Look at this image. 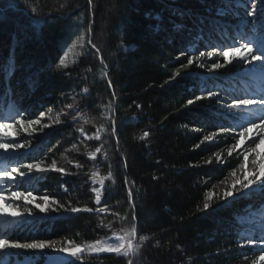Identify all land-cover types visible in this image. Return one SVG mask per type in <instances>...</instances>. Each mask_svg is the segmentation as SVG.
<instances>
[{"label": "trees", "instance_id": "obj_1", "mask_svg": "<svg viewBox=\"0 0 264 264\" xmlns=\"http://www.w3.org/2000/svg\"><path fill=\"white\" fill-rule=\"evenodd\" d=\"M258 6L264 8V3ZM218 9H228L227 14L218 16ZM250 10V4L237 6L236 0H0V115H11L5 121L9 123L19 109L25 121L40 120L31 135L20 127V140L11 131L4 132L12 136L10 143H30L1 156L0 169L26 171L27 162L44 161L46 166L55 159L57 167L66 170L30 176L20 188L5 185V193L33 191L34 196L48 195L66 208L94 210L45 214L30 204L33 217L6 215L0 220V232L54 240L57 248L104 238L119 243L113 233L124 235L121 229L131 228L134 214V243L140 245L135 255L84 252L81 259L73 257L65 264H128L129 260L133 264H264L257 260L259 242L246 243L252 225L240 221L251 211L263 210L264 193L257 189L243 199H219L233 183L232 170L238 169L242 176L243 156H227L233 143L227 132L216 137L218 142H202L219 126L238 132L233 125L240 122L241 110L234 118L215 99L195 100L212 89L226 94L237 87V95L247 90L252 98L264 88L262 76L250 77L245 70L238 72L240 77L208 70L206 56L213 46L217 49L213 61L224 63L219 50L237 46L231 41L240 42L241 36L255 38L253 28L264 21L253 25L247 16ZM157 15L159 21L154 19ZM200 52L205 55L200 57ZM189 56L197 57L194 64L181 68ZM13 62L15 70L10 72ZM200 63L205 67H198ZM178 69L181 75L175 76ZM188 100L194 103L189 105ZM43 125L51 127L39 131ZM101 125L106 131L97 140ZM144 132L149 135L141 139ZM246 144L245 140L242 147ZM97 148L101 151L93 158L90 153ZM215 153H222L225 162L217 163ZM210 157L212 163H206ZM252 159L258 167L263 158L249 155V172ZM102 177L97 204L91 180ZM209 191L216 196L206 201ZM205 202L212 205L206 211ZM10 203L6 200L0 207L10 213L25 206L23 200L15 201L19 209L7 207ZM105 205L107 211H96ZM260 234L264 236V228L255 226L253 239L259 241ZM141 236L149 239L141 242ZM53 253L66 254L12 249L0 251V264L25 257L48 264Z\"/></svg>", "mask_w": 264, "mask_h": 264}, {"label": "snow or ice", "instance_id": "obj_2", "mask_svg": "<svg viewBox=\"0 0 264 264\" xmlns=\"http://www.w3.org/2000/svg\"><path fill=\"white\" fill-rule=\"evenodd\" d=\"M91 3V0H88ZM226 3L229 0H225ZM259 3H264V0H236L237 6H244L245 4L251 5V10L247 12V16L252 18V23L255 25L260 21H264V8H260L258 6ZM228 9H218L217 15L224 16L227 14ZM32 12L35 13L36 9L33 8ZM259 14V15H258ZM183 15V13H181ZM157 21L160 20V16L157 15L154 17ZM39 24V22H36ZM177 27H181L178 25ZM157 30H159V24L156 25ZM89 32H91V25L89 26ZM202 35V33H201ZM253 36L254 39H249L246 36H241L240 42L233 39L231 41L232 44H236L237 46H224L222 50H219V55L224 58V63H221L219 60L211 63L210 70H217L220 68H224L229 64H234V66L240 65H255V68L259 70L262 76H264V23H260V27L258 29L253 28ZM80 43L83 44V37L80 38ZM88 43L91 44V47L96 49L99 52V49L95 44L92 43L91 39L88 40ZM256 45L255 48L253 45ZM243 50V51H241ZM217 49L213 46V51L208 52V57L211 58ZM230 53H240L237 55L229 56ZM184 55V53H181ZM205 55L204 52H200L199 56L203 57ZM197 57L189 56L187 59V64H182L181 68L187 69L189 66L194 64V61ZM235 62V63H234ZM63 65V61H61ZM66 67V65H64ZM198 67L204 68L205 65L203 63L198 64ZM15 65L14 62L10 66L9 71L14 72ZM253 69L250 67L249 71ZM181 71L178 69L175 73V76H180ZM175 78V77H173ZM109 86H111V81L109 80ZM85 93L88 92V89L84 90ZM114 95V93H113ZM3 97H0L2 100ZM213 100L215 99L218 104H220L221 108L228 109V115H232L235 118L237 110H241V119L239 123L233 125V128L239 129L238 132L233 134V132L229 129H226L224 126H219L216 132H212L209 135H205L203 137V141L208 142H218L216 137L220 133H226L228 136L232 137L233 143H231L227 147V156L231 157L235 153L237 156H243V162L239 164V171L242 173V176H238V169H233L230 175L234 178L232 185L223 192L222 196H219V199H223L225 202L228 201V198H232L235 200L237 196L240 198H246L251 196L253 192L257 189L260 192L264 193V159L259 161L258 167L257 160L252 159L251 164L254 166L251 172L247 171L246 163L249 160V155L259 156L260 154L257 152V149L260 147V142H264V93H261L258 98H233L230 105H224L223 102L219 99L217 93L207 90L206 95H201L195 97V100ZM14 103V102H13ZM187 103L189 105L194 103V100H188ZM19 114L16 116V119L13 123L5 122L11 119V115H0V129H6L10 127H14L15 124H18L25 133L31 135L32 133L37 131V128L33 127V125H39L40 120L35 121H27L28 127H25V120L21 118L23 116V112H20L19 109L16 110ZM40 116L43 117L44 113H40ZM54 123H59V121H55ZM246 125V126H245ZM51 125H43L39 131H43V128H50ZM83 131V129H81ZM106 131L103 125L101 128L97 130L95 134V139L99 140L100 132ZM112 131L115 133V121L112 123ZM19 133H15L14 135H18ZM149 135L148 132H144L141 139L147 137ZM242 138V139H241ZM3 138L0 137V140ZM248 142V147H242L244 145V141ZM30 142H0V151L8 152L9 150L18 151L20 149L26 148L29 146ZM251 145H255V147H251ZM101 148H97L94 152L90 153V155L95 158L96 153L100 152ZM217 163H224L225 159L222 153L214 154ZM206 163H212V157L206 161ZM79 167V165H78ZM23 168L26 171H21L19 167H13L10 170L7 168L0 169V203L6 200H12L13 203L7 205L9 208L19 209L20 205L15 203V201L23 200L24 208L22 211L13 210L12 212H6L5 207H0V215H11L13 217H33L34 213L31 207L28 205H34L36 209L39 210L40 213H49L51 211H60L64 209L65 211H70L72 213H78L81 211L92 212L93 209L90 208H80V207H65L64 204H60L59 201L51 199L48 195H43L41 197H36L33 195V191H11L10 195H6L5 193V185H14L16 188H20L23 186V182L28 180L30 176L40 177L43 174H46L49 171H57L61 174H65L66 170L62 167H57V162L55 159L51 161V164L45 166L44 161H36L27 162L23 165ZM18 174V175H14ZM94 175H98V173H94ZM108 178H112V173H108ZM101 185L104 183V178L102 177L100 180ZM125 183H128L127 178H125ZM92 191L95 192V201L97 204L101 202L102 192L100 188H93ZM129 199H132V189L128 190ZM215 193L209 191L206 196V201H211ZM40 199L43 203H37L36 200ZM52 205H57L58 207L53 208ZM210 202H205L203 205L204 211L208 210L211 207ZM264 207V205H262ZM98 212L107 211V205L104 208L96 209ZM118 215V214H117ZM133 224L130 229H121L124 232V235H119L117 233H113V236L119 241L115 246L111 244H104L102 241L97 240L92 244H86L84 246L75 245L72 242H68V246H62L57 248L56 241L54 240H46V239H34V238H25L19 237L10 234L7 231L0 232V251H9L12 249H22V250H32L33 253L43 252L45 249H50L56 252H62L68 254L70 257H74L77 260L81 259L82 254L86 251L88 253H116L117 255L124 256H132L139 250L140 245L134 243L137 238V226L135 224L136 217L132 215ZM111 227V225H109ZM141 242L147 241L149 239L148 236H141ZM264 244V237H261L259 241L253 238L247 239L246 243L248 244H256V243ZM258 261H264V250H261ZM20 264H35V261L32 257H25V260L20 261ZM128 264H133L132 260L128 261ZM256 264V262H254Z\"/></svg>", "mask_w": 264, "mask_h": 264}, {"label": "rangeland", "instance_id": "obj_3", "mask_svg": "<svg viewBox=\"0 0 264 264\" xmlns=\"http://www.w3.org/2000/svg\"><path fill=\"white\" fill-rule=\"evenodd\" d=\"M239 54L240 53H235L234 55L238 56ZM229 56L230 57L232 56L231 53L229 54ZM206 57L209 60V65H211V63L215 62V61H213V57L209 58L208 55ZM67 60L69 61V60H71V58L68 57ZM241 67H244V66L243 65H240L238 67L237 66H233L232 68H229V66H228V67L220 68V69H217V70H210V68H209L208 70L211 73L212 72L226 73V74H231L233 76L238 75V77H240L238 72L241 71V70H245L246 74H248V76H250V77L251 76H262L261 73L259 72V70L255 68V65L251 67L253 69L252 71H249L250 67L249 68H242V69H241ZM262 80L264 82V76H262ZM236 89H237V87L234 88V91H232V93L230 92V93H226V94H222V92L217 90V89L216 90L212 89V90H213V92L218 94L219 99L221 101H225L226 100L225 101L226 105H230L233 98H249L250 97V95L248 94L247 90H242V94L237 95ZM261 93H264V88H262V87H261L260 92L258 94L253 95L252 98H258V96ZM13 122L14 121L9 122V123H13ZM25 127H28L27 121H25ZM33 127H35V125H33ZM19 128H20V126L18 124H15L14 127L6 128V129H0V137L3 138L2 140H0V142L10 143L7 140H8V138H11L12 136H10L8 134H7V136H4V132L7 133L8 131L9 132L11 131L13 134L18 132L19 134L16 135V137H14L17 140H20L21 138H23L21 135H23V133H25V132L23 131V129H22L23 133L20 132ZM19 136H21V137H19ZM245 147H248V142H247ZM251 147H255V145H251ZM257 152L260 154L258 157L264 159V142H260V147L257 149ZM5 153L6 152H4V151H0V157L3 156ZM91 182H92L93 188H100L101 192H102V185H101L99 179L93 178L91 180ZM0 205H1V203H0ZM240 221L246 222V223H249V224L252 225V226L248 227L246 234L250 238H253L254 237V233H255V226H259L260 228L261 227L264 228V207H263L262 211H258V212L251 211L250 215L241 216L240 217ZM261 237H264V236L262 234H260L259 238H261ZM100 241H102V243H104V244H111L113 246L118 244V242L112 241V238H104V239H100ZM259 249H260V251L264 250V244L259 243ZM6 252H8V251H6ZM85 253L92 254V255L100 254V253H88L86 251H85ZM8 258H10V256H8ZM8 258L6 260H8ZM48 258H49L48 264H65L68 260H70L73 257H70L68 254H56V253H53L51 255H48ZM17 260L23 261L20 258H17L15 261H17ZM14 264H16V263H14ZM17 264H19V263H17Z\"/></svg>", "mask_w": 264, "mask_h": 264}]
</instances>
